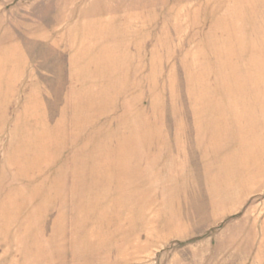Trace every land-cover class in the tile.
<instances>
[{
	"label": "rangeland",
	"instance_id": "374dc122",
	"mask_svg": "<svg viewBox=\"0 0 264 264\" xmlns=\"http://www.w3.org/2000/svg\"><path fill=\"white\" fill-rule=\"evenodd\" d=\"M0 264H264V0H0Z\"/></svg>",
	"mask_w": 264,
	"mask_h": 264
}]
</instances>
